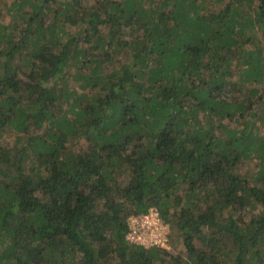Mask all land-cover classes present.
I'll return each instance as SVG.
<instances>
[{
	"label": "trees",
	"instance_id": "16d2710c",
	"mask_svg": "<svg viewBox=\"0 0 264 264\" xmlns=\"http://www.w3.org/2000/svg\"><path fill=\"white\" fill-rule=\"evenodd\" d=\"M0 264H264V0H0Z\"/></svg>",
	"mask_w": 264,
	"mask_h": 264
},
{
	"label": "rangeland",
	"instance_id": "374dc122",
	"mask_svg": "<svg viewBox=\"0 0 264 264\" xmlns=\"http://www.w3.org/2000/svg\"><path fill=\"white\" fill-rule=\"evenodd\" d=\"M9 20V18L5 19V21ZM6 142H12L13 141V134L6 133ZM251 165V164H250ZM143 216V215H142ZM250 216V212H245V219H248ZM133 216H130L129 219V227L131 233L133 230H136V226L141 231V240L144 241L146 246H150L153 243L165 245L170 252H173V250L179 249L181 246V242L177 240L176 234L170 237L167 235L170 232L169 225L165 222H163L160 218H158V215H156L155 211L152 213L143 216L142 218L147 219L148 226L141 227V221L137 218H132ZM134 219V220H132ZM146 221V220H145Z\"/></svg>",
	"mask_w": 264,
	"mask_h": 264
},
{
	"label": "built area",
	"instance_id": "2783aa9c",
	"mask_svg": "<svg viewBox=\"0 0 264 264\" xmlns=\"http://www.w3.org/2000/svg\"><path fill=\"white\" fill-rule=\"evenodd\" d=\"M153 211H155V213H156V215H158V213H157V211H156V209H150V212H149V214L150 213H152ZM148 215V214H147ZM143 216H145V215H143ZM142 215H139V216H133L132 218H138L140 221H141V224H140V226L141 227H145V226H148V223H147V219H145V218H142L143 217ZM136 218V219H137ZM159 218V217H158ZM132 220H134V219H132ZM146 220V221H145ZM130 223V222H129ZM129 229H130V227H129ZM141 231L142 230H140V229H138L137 228V226H136V230H133L131 233H128L127 235H126V237L129 239V240H131V241H133V242H136V243H139V244H143V245H145V243H144V241H142L141 239ZM129 232H130V230H129ZM146 246V245H145Z\"/></svg>",
	"mask_w": 264,
	"mask_h": 264
},
{
	"label": "clouds",
	"instance_id": "9594fccd",
	"mask_svg": "<svg viewBox=\"0 0 264 264\" xmlns=\"http://www.w3.org/2000/svg\"><path fill=\"white\" fill-rule=\"evenodd\" d=\"M133 216V215H132Z\"/></svg>",
	"mask_w": 264,
	"mask_h": 264
}]
</instances>
